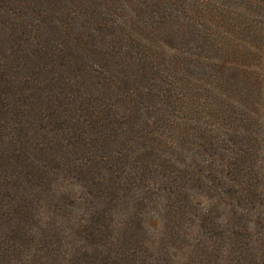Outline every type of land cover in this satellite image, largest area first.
<instances>
[{"label": "trees", "instance_id": "trees-1", "mask_svg": "<svg viewBox=\"0 0 264 264\" xmlns=\"http://www.w3.org/2000/svg\"><path fill=\"white\" fill-rule=\"evenodd\" d=\"M0 264H264V0H0Z\"/></svg>", "mask_w": 264, "mask_h": 264}]
</instances>
